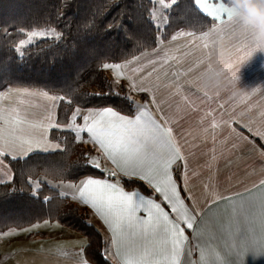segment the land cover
I'll return each mask as SVG.
<instances>
[{
    "label": "snow or ice",
    "instance_id": "6c2138e0",
    "mask_svg": "<svg viewBox=\"0 0 264 264\" xmlns=\"http://www.w3.org/2000/svg\"><path fill=\"white\" fill-rule=\"evenodd\" d=\"M116 2L86 8L59 0L54 13L0 18V50L6 53L0 59V206L16 202L36 210L5 215L0 240L60 228L61 220L78 237L57 240L48 249L42 242L37 248L17 246L4 260L32 251L68 264H245L249 252L253 258L264 255V105L257 109L251 103L264 89L232 91L239 80L233 69L254 49L235 35L228 0H190L196 26L178 28L167 40L169 9L176 0H133L108 19V7ZM150 26L156 46L149 49L142 32ZM221 29L233 40L234 55L222 66L227 83L210 91L200 86L199 76L210 66L209 39ZM128 42L143 51L127 59L110 57L114 47ZM189 57L194 59L184 67ZM85 60L111 71L107 92L79 93L72 82H65L60 93L12 82L35 62L57 80ZM162 88L170 91L158 99ZM223 93H229L232 108L219 102ZM85 95H115L122 103L84 107ZM37 98L46 103L37 105ZM61 101L68 105L65 122H57ZM245 101L243 112L234 110ZM212 103L216 108L203 107ZM173 106L177 114L201 113L205 143L211 132L212 151L203 165L209 175L199 192L190 186L197 175L189 165L193 145L179 127L182 117L169 115ZM221 127L229 137L221 138L223 151L218 152ZM53 128L68 135L50 137ZM72 143L84 147L77 159L68 160ZM248 153L259 157L258 178L246 186L237 179L238 190L231 184L221 187L218 161L231 166L233 157ZM97 235L102 248L92 246ZM23 264L32 262L25 258Z\"/></svg>",
    "mask_w": 264,
    "mask_h": 264
},
{
    "label": "crops",
    "instance_id": "0c3cea01",
    "mask_svg": "<svg viewBox=\"0 0 264 264\" xmlns=\"http://www.w3.org/2000/svg\"><path fill=\"white\" fill-rule=\"evenodd\" d=\"M180 42L182 41H178V43ZM193 59L194 57H189L184 62L183 66L187 67ZM237 69L239 72V80L236 87L232 89V91L238 92L241 89L247 90L252 87H256L258 90L264 89V52L259 50L256 51L241 65H236L233 71H236ZM169 91V89L162 88L160 93L158 94V99L166 97ZM228 96L229 93H223L219 98V102L224 103L226 108H232V102L228 99ZM137 98L142 100L144 96L143 94H140ZM176 100H178V97L172 98V100L169 102L173 103L174 105ZM45 103L46 102L42 99L37 98V105H43ZM246 103L248 102L245 101L237 104L234 110L237 112H243L244 105ZM251 103L255 105L257 109H259L261 105H264V95H254L251 98ZM209 106L212 108H216V103H212L211 105H203V107ZM36 111L40 113L42 109L40 107H37ZM169 115H180L182 117L180 119L179 127H182L184 131L188 133L187 139L189 141V144L193 145V147L190 149L193 152V155L189 158V165L191 171H196L197 175L196 177L192 178L190 186L193 187L194 191L199 192L202 182L205 181L209 175L208 170L205 169L203 165L209 161V157L212 151L211 132L208 133L209 140L207 143H205L202 140V136L204 135V133L201 131V129L205 127L206 124L201 125L198 123V117L201 115L199 111L177 114L175 113V107L173 106L172 109H169ZM247 120L248 117L245 116L244 122H247ZM51 130L59 129H50L49 136ZM240 131L245 132V135H247V132L243 128H240ZM216 137L218 141L216 146L217 151H223L222 144H220L219 141L222 137H229V132L224 127L218 128L216 130ZM257 143H260V141L257 140ZM232 161L233 162L231 166L227 165L223 160L218 161V180L221 187H225L226 185L231 184L234 190H238L235 183L237 179H243L246 186L249 180L255 181L258 178L261 165L259 163V157L257 155L248 153L246 155L233 157ZM229 177H231V179H229ZM79 210L85 211V209L82 207ZM92 219L94 224L100 225L102 227V224L98 220V218L92 217ZM59 238L73 240L77 239L78 237L73 234L70 229L61 225L60 228H42L40 230H36L33 234H26L14 238L2 239L0 240V243L3 244L0 247V264H16L17 260L21 261V264H23L25 258L32 262V264H68L65 258H58L54 255L43 253H34L32 251L17 253L14 257H11L8 260H4V258H2V252L10 253L11 250L17 246L37 248L42 242L45 249H48L49 247L51 248L55 245V240H59ZM32 241H35V243H31ZM245 264H264V255L253 258L252 253L249 252L245 256Z\"/></svg>",
    "mask_w": 264,
    "mask_h": 264
},
{
    "label": "trees",
    "instance_id": "16d2710c",
    "mask_svg": "<svg viewBox=\"0 0 264 264\" xmlns=\"http://www.w3.org/2000/svg\"><path fill=\"white\" fill-rule=\"evenodd\" d=\"M71 3H80L86 8L94 5H107L109 0H70ZM133 0H117L116 3L108 7V19H111V15L119 10V7L124 5H131ZM190 0H176V3L169 9L170 13V22L171 27L165 29L167 35L164 36V39L167 40L172 32L176 31L178 28L184 27L188 28L190 26L195 27L198 20L197 17L192 13L189 6ZM59 0H0V18L3 17H30L32 15H42L46 11H52L54 13V5H58ZM151 6L150 4L148 5ZM203 14H201L202 16ZM199 30V29H197ZM142 35L145 37L147 43L146 47L154 48L155 45V30L150 26L148 29H145L142 32ZM143 48L136 49L134 44L128 42L126 46L121 44L118 47H114L113 51L110 53V57L113 59H127L131 55H137ZM6 55L5 52L0 50V59ZM14 86H24L32 88H43L49 91H55L60 93L64 87L65 82H72V87L76 88L79 93H92L94 91L107 92L109 81L103 72V70L98 69L94 63L90 61H82L78 67L70 69V74L66 76H61L57 80H52L47 77V75L41 70V66L38 62L32 64L31 67H24L16 73V79L12 81ZM0 81V85H2ZM84 101H91V103H83ZM104 103H112L116 106L121 105L122 101L120 97L113 95L110 98L103 99L97 97H91L88 95L83 96L82 106H98ZM74 106V105H73ZM68 107L63 101H61L57 106L58 121H64V112ZM66 131L61 130H51L50 137H64L67 136ZM69 140H72V137L69 136ZM83 146L78 143L71 144V151L67 154L68 160H75L80 155L81 148ZM77 156L75 157L74 154ZM99 172V170H95ZM71 203V202H70ZM35 209H27L25 206L12 202L6 206H0V229L3 228L4 221L3 217L5 215L15 216L25 215L29 212H35ZM81 211V210H80ZM43 214L41 213V216ZM62 225H65L64 220L60 222ZM93 248L103 247L102 237L97 235L93 239L92 243ZM98 261H102L103 257L98 256Z\"/></svg>",
    "mask_w": 264,
    "mask_h": 264
},
{
    "label": "clouds",
    "instance_id": "9594fccd",
    "mask_svg": "<svg viewBox=\"0 0 264 264\" xmlns=\"http://www.w3.org/2000/svg\"><path fill=\"white\" fill-rule=\"evenodd\" d=\"M228 4L236 17L235 35L249 42L253 53L264 52V0H228ZM205 54L210 57V66L200 73L199 84L210 91L221 89L227 83L222 66L230 63L234 55L233 40L224 30H218L210 37Z\"/></svg>",
    "mask_w": 264,
    "mask_h": 264
},
{
    "label": "rangeland",
    "instance_id": "374dc122",
    "mask_svg": "<svg viewBox=\"0 0 264 264\" xmlns=\"http://www.w3.org/2000/svg\"><path fill=\"white\" fill-rule=\"evenodd\" d=\"M103 72L105 73V75H106V77H107V79H108V81L110 82V80H111V71L110 70H103ZM119 90V89H118ZM126 91V90H125ZM94 92H97V91H94ZM61 131H63V130H61ZM74 156L76 157L77 156V152H76V154H74ZM62 225V224H61ZM64 226V225H63ZM65 227V226H64ZM67 240L66 238H59V240ZM55 241H57V240H55ZM52 243V242H51ZM3 244L2 243H0V247L2 246ZM50 248V247H49ZM7 253H9V252H7ZM4 255H5V253H3L2 252V258H4Z\"/></svg>",
    "mask_w": 264,
    "mask_h": 264
}]
</instances>
